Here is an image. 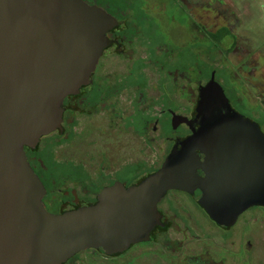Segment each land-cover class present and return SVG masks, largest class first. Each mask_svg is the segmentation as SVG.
<instances>
[{"label":"water","instance_id":"water-1","mask_svg":"<svg viewBox=\"0 0 264 264\" xmlns=\"http://www.w3.org/2000/svg\"><path fill=\"white\" fill-rule=\"evenodd\" d=\"M115 23L86 0H0V264H61L83 249L108 255L147 240L172 188L221 226L264 206V132L230 105L212 73L193 116L173 122L174 143L156 170L101 186L95 202L45 207L47 188L25 146L61 127L68 95L91 82Z\"/></svg>","mask_w":264,"mask_h":264},{"label":"flooded vegetation","instance_id":"flooded-vegetation-1","mask_svg":"<svg viewBox=\"0 0 264 264\" xmlns=\"http://www.w3.org/2000/svg\"><path fill=\"white\" fill-rule=\"evenodd\" d=\"M86 1L96 3L109 11L100 4L102 1L106 3V0ZM210 2L211 5L208 6L209 1L204 3V0H122L114 3V13L109 11L115 17L116 23L107 31V36L111 41L104 48L92 74L98 68L100 60L109 46H112V52L115 55L127 59L129 64L111 83L98 84L94 81V76L91 75V82L86 84L88 89L83 93V108L77 107L75 99L70 104L68 95L67 107L64 112L70 109L75 115L79 109H82L84 113L91 110L106 111L110 109L112 112L110 117L113 120L116 119L114 128L118 137V144H116L118 149L129 148L130 150L133 141L141 137L143 142H140L141 145L138 146L137 151L141 154L142 145L149 146L151 140L148 138L154 136V138L162 140L158 143L155 142L154 145L160 154H164L163 157L161 155L160 159L156 158L155 161L140 158L131 162L130 165L122 167L130 171V177L123 180L119 179L117 175L112 179L113 181L120 180L124 184H130L138 180L134 179L137 169L155 170L161 165L174 143V139L167 136L172 133L173 122L181 121L184 116H193L198 103L199 86L205 84L212 73L215 80L222 86L230 105L237 112L248 116L264 132V55L261 53L262 56H260L258 49L246 44L242 37L235 32L231 21L234 12L227 3L223 0H210ZM175 27L179 29L177 34L173 32ZM221 28L231 37L227 49L236 53L237 61L226 64L224 56L221 60V65L224 67L221 66L223 69L217 71L214 66H211L210 61L214 58L212 55L217 51L216 48L225 38L223 34L219 33ZM201 33L208 41L212 42L210 49L200 50ZM201 53H209V55L202 56ZM202 58H207V61ZM255 58L259 59L261 65H252L249 60ZM201 64L204 66L203 69H201ZM93 86L95 90L91 91ZM107 89L110 90V93ZM126 91L131 94L130 105L124 106L126 104H123L119 96ZM91 92L93 93L91 94ZM90 94L100 95L99 102L95 106L91 105V99L88 97ZM185 108L187 109L185 110ZM72 118L73 116L70 120H74ZM181 126H183L182 123ZM58 130L59 128L54 131ZM65 161L73 162L72 160ZM70 181L77 184L73 180ZM109 183H111L110 180L106 184ZM84 190L89 191L85 188ZM175 190L181 191V189ZM93 193L92 198H96L97 193ZM186 193L204 210L190 193ZM164 195L157 204L161 213L160 224L155 225L147 241H151L161 228H166V225L163 224L166 219L159 207L160 200ZM90 199L80 201L76 197L68 196L64 200L67 206L58 209V198L53 190L47 189L43 195L45 207L53 211L73 208L79 204L90 202ZM255 206L264 209L263 205ZM209 219L216 223L210 217ZM236 221L232 225L222 227L229 229L236 224ZM184 245L182 243L177 248L182 250ZM201 253L203 257H201ZM201 253H197L190 259L191 264H229L223 259L214 258L206 250ZM187 259L185 258L183 261H189ZM67 262L66 260L61 264Z\"/></svg>","mask_w":264,"mask_h":264},{"label":"rangeland","instance_id":"rangeland-1","mask_svg":"<svg viewBox=\"0 0 264 264\" xmlns=\"http://www.w3.org/2000/svg\"><path fill=\"white\" fill-rule=\"evenodd\" d=\"M206 1H209L208 6L211 5L210 0H204V3ZM223 1L234 12L231 21L235 32L246 44L258 49L260 56H262L261 53L264 55V0ZM173 32L177 34L179 29L175 27ZM219 33L225 38L216 48L217 51L212 55L214 58L210 61L211 66H214L217 71L224 67L221 65L224 56L226 64L237 61L236 53L227 49L231 37L223 28L219 30ZM210 45L212 42L201 33L200 50L210 49ZM112 50V46L107 48L94 72V81L98 84L111 83L129 64L127 59L118 57ZM201 55L206 56L209 53H201ZM202 59L207 61V58ZM249 61L252 65H261L258 58ZM203 68L201 64V69ZM130 96L129 91L122 92L119 96L123 104H126L124 106L130 105ZM111 114L110 109L91 110L85 113L79 109L72 118L75 120L74 125H69L63 132L53 131L43 135L38 147L52 149L53 157L57 160L79 162L89 173L86 181L88 185L89 182L106 184L117 175L124 180L130 177L131 173L122 167L140 158L155 161L156 158L160 159L161 155L163 157L164 154H160L154 145L155 142L162 140L154 136L148 138L151 140L149 146L142 145L141 154L137 153L140 142H143L141 137L133 141L130 150L129 148L118 149L116 146L118 137L114 128L116 119L113 120L110 117ZM61 138H63L62 142L59 141ZM150 170L152 169H137L134 179H138ZM175 189L177 188L169 189L159 203L166 219L163 224L167 229L161 228L151 241L134 242L126 249L108 255L98 248L83 249L66 264H191L190 259L204 250L212 254L214 258L223 259L229 264H264V209L262 207L255 205L248 207L239 215L236 224L226 229L211 221L207 213L184 190ZM53 192L58 198V209L67 206L64 203L65 197L71 196L80 201H86L94 194L91 191H85L83 186L73 184L70 180L59 188H54ZM154 241L161 242L164 246ZM180 242L185 244L182 250L177 248L182 245ZM201 257H203L202 253ZM185 258H189L187 259L189 261H183Z\"/></svg>","mask_w":264,"mask_h":264},{"label":"trees","instance_id":"trees-1","mask_svg":"<svg viewBox=\"0 0 264 264\" xmlns=\"http://www.w3.org/2000/svg\"><path fill=\"white\" fill-rule=\"evenodd\" d=\"M117 1H122V0H106V3L102 1L100 2V4L105 6L110 12L114 13V3ZM92 75L94 76V73ZM87 89L88 87L87 85H85L84 87H81L78 93L69 95V98H68L69 103L71 104V101L75 99L77 103V107L83 108V93ZM111 89H112V86H111ZM93 90H95L94 86L92 87L91 91ZM107 91L110 93L109 89H107ZM92 93L93 92H91V94ZM91 94L88 97L91 99V102H92L91 105L95 106L99 102L98 100L100 99V95L97 94L95 96ZM72 116L74 117L72 110L69 109V111L64 112V115H63L64 121H63L62 126L58 130L59 132L65 131V129L69 125L71 126L75 123V120H70ZM59 141L62 142L63 138L59 139ZM38 144L39 142L34 147L25 146V149L30 159L31 165L39 173L41 179L43 180V182L45 183V186L47 187L49 191H52L54 188H59L60 185L64 184L66 181H69V180H73L75 183L83 186L84 188H88L89 191L95 192V193H97V191L103 185V184H96V183H91V182H89V185H88L86 181L89 178V173L86 171V169L83 168L81 164L79 163L76 164L75 162H69L65 160H57L53 157L52 149H48V148L39 149ZM152 171L154 170L148 171L146 174L138 178V180L130 184H134L138 182L141 178H143L145 175H147L148 173ZM117 177L119 179H122L120 176H117ZM112 181L113 180L111 179L110 182ZM130 184H125V185H130ZM90 200L91 201L88 203L95 202L97 200V197L91 198ZM63 210L65 209L58 210V211H63ZM89 249L94 250L95 248H89ZM98 249L104 253V251L101 248H98ZM79 252L80 251L76 252L72 257L67 259V261L72 260L74 257H76V255Z\"/></svg>","mask_w":264,"mask_h":264}]
</instances>
